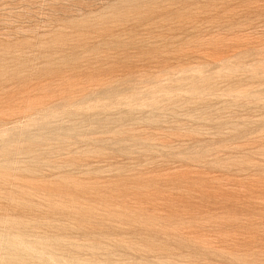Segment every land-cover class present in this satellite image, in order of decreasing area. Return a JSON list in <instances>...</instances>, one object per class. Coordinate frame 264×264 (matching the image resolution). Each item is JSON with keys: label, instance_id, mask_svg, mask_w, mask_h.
<instances>
[{"label": "rangeland", "instance_id": "1", "mask_svg": "<svg viewBox=\"0 0 264 264\" xmlns=\"http://www.w3.org/2000/svg\"><path fill=\"white\" fill-rule=\"evenodd\" d=\"M0 264H264V0H0Z\"/></svg>", "mask_w": 264, "mask_h": 264}]
</instances>
